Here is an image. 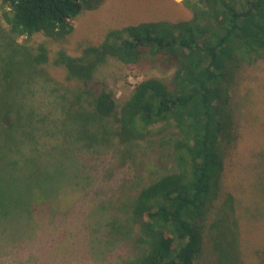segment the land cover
<instances>
[{
	"label": "trees",
	"instance_id": "obj_1",
	"mask_svg": "<svg viewBox=\"0 0 264 264\" xmlns=\"http://www.w3.org/2000/svg\"><path fill=\"white\" fill-rule=\"evenodd\" d=\"M0 1L7 38L25 42L19 74L66 91L96 144L147 164L112 210L91 206L94 251L105 231L136 249L129 264H264V0ZM111 60L149 70L123 102L98 77ZM13 81L0 72L3 225L26 216L18 176L50 164L12 117Z\"/></svg>",
	"mask_w": 264,
	"mask_h": 264
},
{
	"label": "rangeland",
	"instance_id": "obj_2",
	"mask_svg": "<svg viewBox=\"0 0 264 264\" xmlns=\"http://www.w3.org/2000/svg\"><path fill=\"white\" fill-rule=\"evenodd\" d=\"M0 30V72L8 67L14 80L19 78L13 81L12 97L19 104L14 107L12 117L29 129L27 142L31 148L28 147L36 159L40 163L50 162L41 169L44 174L29 173L26 180L25 176H18L25 188L14 191L24 197L21 207H26V216L23 219L13 216L5 225L0 223V264H129L136 249L113 240L105 231L99 237L98 250L94 251L96 242L91 240V232L100 217L96 221L91 206L94 213L97 207L116 206L118 195L139 182L147 164L141 156L132 159L129 153H124L120 160L111 143L100 140L96 144L95 130L84 126L79 118H70L66 91L37 75L25 78L19 74L20 59L16 54L24 53L25 42L23 38H17L15 43L7 38L8 25L1 1ZM34 39L39 41L40 37ZM148 75L147 69L115 60L98 72V77L121 102ZM18 83L23 89H18ZM3 102L9 103V98L5 97ZM83 140L88 141L79 142ZM73 175L82 179L77 186L73 185ZM36 208L41 212L37 216Z\"/></svg>",
	"mask_w": 264,
	"mask_h": 264
},
{
	"label": "built area",
	"instance_id": "obj_3",
	"mask_svg": "<svg viewBox=\"0 0 264 264\" xmlns=\"http://www.w3.org/2000/svg\"><path fill=\"white\" fill-rule=\"evenodd\" d=\"M138 83H139V82H138ZM138 83H137V84H138ZM137 84H136V85H137ZM136 85H135V86H136ZM135 86H134V87H135Z\"/></svg>",
	"mask_w": 264,
	"mask_h": 264
}]
</instances>
